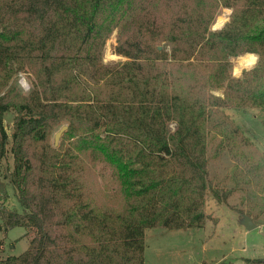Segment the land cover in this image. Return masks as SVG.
Masks as SVG:
<instances>
[{"label": "trees", "instance_id": "1", "mask_svg": "<svg viewBox=\"0 0 264 264\" xmlns=\"http://www.w3.org/2000/svg\"><path fill=\"white\" fill-rule=\"evenodd\" d=\"M115 31L125 59L106 61ZM247 52L256 64L234 76ZM249 108L264 113V0H0V160L12 152L22 208L1 184L0 233L29 237L0 264H145L147 229L204 225L210 135L254 154L226 112ZM96 167L111 187L98 189Z\"/></svg>", "mask_w": 264, "mask_h": 264}, {"label": "rangeland", "instance_id": "2", "mask_svg": "<svg viewBox=\"0 0 264 264\" xmlns=\"http://www.w3.org/2000/svg\"><path fill=\"white\" fill-rule=\"evenodd\" d=\"M231 12V8H223L212 28H221L228 21ZM220 18L223 19L222 24L215 27ZM115 43L116 31L107 41L104 52L106 61L125 59L114 52ZM257 57L252 52L233 57V75L240 76L244 69L252 68ZM248 58L252 61L246 64L244 60ZM31 80L25 73H18L17 82L23 93L30 90ZM226 112L240 129L242 136L250 140L254 154L244 155L238 149L230 151L221 146V135H210L208 171L213 189L207 194V218L204 225L183 229H147L145 264H264V178L258 177V166L264 165V113L257 108L240 111L227 109ZM15 118V111H9L5 115L4 124L9 135L14 131ZM60 127L61 125H57L52 129L49 138L52 146L54 135ZM10 146L11 140L8 147ZM13 167L14 157L9 150L0 160V187L3 184L8 189L6 204L21 211L8 177ZM92 180L100 190L104 189L106 183L111 187L108 171L100 170L99 167L94 169ZM214 190L220 194L221 199L213 195ZM224 193L228 196L224 197ZM248 216L256 227L247 229L244 218ZM25 233L26 229L22 226L1 232L0 255H19L24 252L29 246V237Z\"/></svg>", "mask_w": 264, "mask_h": 264}, {"label": "water", "instance_id": "3", "mask_svg": "<svg viewBox=\"0 0 264 264\" xmlns=\"http://www.w3.org/2000/svg\"><path fill=\"white\" fill-rule=\"evenodd\" d=\"M68 128V124H64L62 125L59 130L55 133L54 135V145L58 146L59 145V141L60 138L62 136V134L67 130ZM244 224L246 225L247 229H252L254 227H256L257 225L253 222L251 217H246L244 218Z\"/></svg>", "mask_w": 264, "mask_h": 264}, {"label": "bare ground", "instance_id": "4", "mask_svg": "<svg viewBox=\"0 0 264 264\" xmlns=\"http://www.w3.org/2000/svg\"><path fill=\"white\" fill-rule=\"evenodd\" d=\"M222 22H223V19L222 18H220L219 20H218V22L215 24V27H218V26H220L221 24H222ZM247 56V55H246ZM251 56H252V54H251ZM251 58H248V59H245L244 60V62L246 63V64H249V63H251ZM241 62V61H240ZM242 64V63H241ZM241 66V65H240Z\"/></svg>", "mask_w": 264, "mask_h": 264}, {"label": "clouds", "instance_id": "5", "mask_svg": "<svg viewBox=\"0 0 264 264\" xmlns=\"http://www.w3.org/2000/svg\"><path fill=\"white\" fill-rule=\"evenodd\" d=\"M21 83L23 84V81H21Z\"/></svg>", "mask_w": 264, "mask_h": 264}, {"label": "crops", "instance_id": "6", "mask_svg": "<svg viewBox=\"0 0 264 264\" xmlns=\"http://www.w3.org/2000/svg\"><path fill=\"white\" fill-rule=\"evenodd\" d=\"M146 251V250H145Z\"/></svg>", "mask_w": 264, "mask_h": 264}]
</instances>
